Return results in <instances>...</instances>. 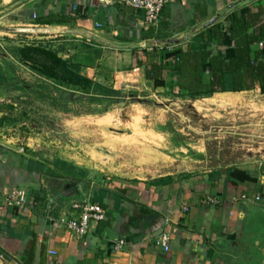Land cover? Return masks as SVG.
Here are the masks:
<instances>
[{
	"label": "crops",
	"instance_id": "1",
	"mask_svg": "<svg viewBox=\"0 0 264 264\" xmlns=\"http://www.w3.org/2000/svg\"><path fill=\"white\" fill-rule=\"evenodd\" d=\"M245 8L264 21V0H170L152 27L142 25L144 12L118 0H0V25L81 61L82 74L93 81L117 90L152 86L158 92L169 89L170 79L167 87H155L146 77L151 55L158 60L165 47L198 46L202 32L216 24L227 27L231 14ZM211 49L230 56L234 42L227 37ZM0 73L7 78L0 84V95L8 97L0 99L5 106L17 90L9 72ZM254 90L264 88L216 95ZM55 152L37 154L0 141V253L5 255L0 264H264V163L219 166L257 179L235 189L226 188L225 175L216 181L164 176L110 183L93 200L100 204L103 196L105 220L79 238L61 223L74 212V201L51 194L48 180L76 172L77 165ZM19 189L28 192L27 204L7 206L5 197ZM208 196L221 204L206 203ZM164 231L172 233L168 252L156 243ZM121 240L126 244L118 248Z\"/></svg>",
	"mask_w": 264,
	"mask_h": 264
},
{
	"label": "rangeland",
	"instance_id": "2",
	"mask_svg": "<svg viewBox=\"0 0 264 264\" xmlns=\"http://www.w3.org/2000/svg\"><path fill=\"white\" fill-rule=\"evenodd\" d=\"M26 36L0 25V70L15 84L20 79L48 91L29 67L6 57L15 48L43 44ZM122 91V100L86 97L72 109L58 107L39 91H16L8 105L0 103V141L37 154L56 151L76 164V172L48 179L51 194L61 202L94 203L95 194L113 182L164 176L200 180L225 164L264 163V90L198 99L178 96L171 88ZM40 115L54 126L35 128Z\"/></svg>",
	"mask_w": 264,
	"mask_h": 264
},
{
	"label": "trees",
	"instance_id": "3",
	"mask_svg": "<svg viewBox=\"0 0 264 264\" xmlns=\"http://www.w3.org/2000/svg\"><path fill=\"white\" fill-rule=\"evenodd\" d=\"M258 15L248 8L242 9L231 14L227 27L216 24L202 32L198 46L163 48L158 60H155L156 55H151L153 60L144 66L146 77L154 82L155 87H167L169 83V88L176 95L192 99L211 97L216 93L243 92L257 86L264 88V21H258ZM227 37L234 42L233 55L229 56L222 50L214 54L211 47L223 46ZM43 44L15 48L13 54L21 65L32 70L39 82L51 89L46 91L40 84L29 86L19 79L15 84L17 91H39L64 109H72L86 97L118 100L126 97L122 90L83 75L84 64L81 61L64 58L59 51ZM207 73L210 76L208 81L205 79ZM6 81V76L0 73V84ZM31 111L35 113L34 109ZM35 121V128L54 126L53 120L44 115L37 116ZM223 175L226 188L235 189L241 183L257 182L247 171L236 167L211 172L209 178L216 181ZM102 200L103 196H100L98 203L101 206Z\"/></svg>",
	"mask_w": 264,
	"mask_h": 264
},
{
	"label": "built area",
	"instance_id": "4",
	"mask_svg": "<svg viewBox=\"0 0 264 264\" xmlns=\"http://www.w3.org/2000/svg\"><path fill=\"white\" fill-rule=\"evenodd\" d=\"M170 0H118L120 4L126 5L136 11L144 12L142 25L144 27L156 26L160 20L164 7ZM28 192L24 189L16 190L15 192L5 197L7 206H24L28 201ZM1 198V196H0ZM243 200H247V195H242ZM256 197V200H260ZM206 203L219 205L221 200L216 196H208ZM73 211L70 217L63 218L61 223L64 227L72 232L75 236L82 238L88 236L95 228V225L105 220L107 212L105 208L99 204L92 203L88 200L76 202L72 205ZM157 245L161 246L164 251L168 252L172 245V233L164 231L156 240ZM126 244L121 240L117 245L118 248ZM5 255L0 253V259L4 260Z\"/></svg>",
	"mask_w": 264,
	"mask_h": 264
}]
</instances>
